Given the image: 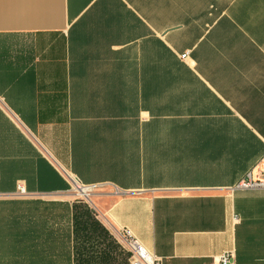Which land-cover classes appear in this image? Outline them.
<instances>
[{
	"label": "crops",
	"instance_id": "1",
	"mask_svg": "<svg viewBox=\"0 0 264 264\" xmlns=\"http://www.w3.org/2000/svg\"><path fill=\"white\" fill-rule=\"evenodd\" d=\"M263 159L264 0H0V264H80L70 177L89 233L264 264Z\"/></svg>",
	"mask_w": 264,
	"mask_h": 264
},
{
	"label": "rangeland",
	"instance_id": "2",
	"mask_svg": "<svg viewBox=\"0 0 264 264\" xmlns=\"http://www.w3.org/2000/svg\"><path fill=\"white\" fill-rule=\"evenodd\" d=\"M91 192L92 191L89 192L90 194L87 198L80 197L81 220L84 228H86L85 231L88 232L80 235L81 247L87 251L90 249L96 250V248L100 249L99 247L103 248V252L98 258L99 261L94 262L95 264H130L131 252L127 244L121 238H116L109 233H101V235H99V233H89L93 228L92 220L98 222L95 218L96 215H94L95 212L90 204ZM93 236L101 238H97V240H99L97 241Z\"/></svg>",
	"mask_w": 264,
	"mask_h": 264
},
{
	"label": "built area",
	"instance_id": "3",
	"mask_svg": "<svg viewBox=\"0 0 264 264\" xmlns=\"http://www.w3.org/2000/svg\"><path fill=\"white\" fill-rule=\"evenodd\" d=\"M186 55H182L181 59H185ZM264 167V159H263ZM70 180V189L73 193L79 197L87 198L91 188L80 183L75 178H69ZM238 189H256L264 188V169L261 172V177L259 179H252L251 175H247V179L242 181L237 185ZM20 195L25 194V190L22 188L18 189ZM121 239L127 244L131 252V261L130 264H162L161 259L155 255L149 253L141 245H139L136 240L131 236L130 232L127 229L122 230ZM233 258L232 253H224L218 260V264H230V259Z\"/></svg>",
	"mask_w": 264,
	"mask_h": 264
},
{
	"label": "trees",
	"instance_id": "4",
	"mask_svg": "<svg viewBox=\"0 0 264 264\" xmlns=\"http://www.w3.org/2000/svg\"><path fill=\"white\" fill-rule=\"evenodd\" d=\"M88 212H90V211H88ZM91 214H93V213H91ZM94 215H95V213H94ZM92 222H93L92 230L102 229V227L99 225V223L97 221L92 220ZM80 228L82 229V231L86 230V228H84L83 222L81 220V213H80ZM78 234L81 235L82 233H78ZM99 235H101V233H99ZM94 238H95V240H97V238H101V237H97L96 236ZM97 241H99V240H97ZM99 248L100 249L96 248V250L95 249H90V250L87 251L86 249L84 250L81 247V258L79 259L80 264H95L94 262H98L99 261L98 258L100 257V254L103 252V248H101V247H99ZM77 264H78V261H77Z\"/></svg>",
	"mask_w": 264,
	"mask_h": 264
}]
</instances>
